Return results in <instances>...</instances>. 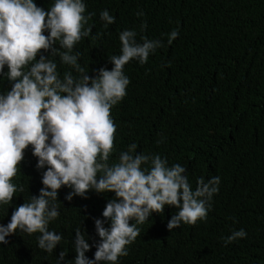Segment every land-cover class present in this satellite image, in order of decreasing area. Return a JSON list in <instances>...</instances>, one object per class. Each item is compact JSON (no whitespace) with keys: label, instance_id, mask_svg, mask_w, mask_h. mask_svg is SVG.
<instances>
[{"label":"trees","instance_id":"1","mask_svg":"<svg viewBox=\"0 0 264 264\" xmlns=\"http://www.w3.org/2000/svg\"><path fill=\"white\" fill-rule=\"evenodd\" d=\"M37 3L47 7L49 0ZM87 5L95 13L93 35L100 33L78 46L89 72L111 69L107 56L118 54V33L125 28L136 29L138 40L164 42L147 64L125 66L131 83L112 109L116 147L136 142L138 151L166 155L187 168L193 187L201 176L221 178L207 222L170 232L166 224L176 209L154 213L120 264H264V0H87ZM105 8L116 17L108 29L99 20ZM138 11L145 15L137 17ZM143 20L148 27L141 32ZM173 29L179 36L168 45L165 34ZM161 136L165 142L157 146ZM35 163L27 153L25 192L0 209V223L9 222V207L22 204L31 192L38 195L42 185ZM68 191L60 190L61 215L50 225L64 237L55 252L49 255L36 246L35 236L17 233L0 245V264H55L62 249L74 259L77 227L98 239L92 218H102L106 198L89 193V199L69 203ZM240 228L247 238L225 247L221 237ZM94 251L86 255L91 258Z\"/></svg>","mask_w":264,"mask_h":264},{"label":"clouds","instance_id":"2","mask_svg":"<svg viewBox=\"0 0 264 264\" xmlns=\"http://www.w3.org/2000/svg\"><path fill=\"white\" fill-rule=\"evenodd\" d=\"M93 16L87 0H49L47 7L37 0H0V209L25 192L21 176L29 152L42 185L38 195L31 192L22 204L9 207V222L0 223V245L8 243L7 237L26 234L51 255L64 239L50 228L61 215L60 190L69 189L64 196L69 203L89 199V193L106 198L102 218H92L98 239L77 227L71 241L74 259L61 248L55 264H120L154 213L176 209L166 224L170 232L195 226L207 222L220 191L219 176L198 177L193 187L187 168L170 163L166 155L138 151L136 142L116 147L112 109L131 83L125 66L147 64L164 42L147 36L138 40L136 29L125 28L118 33V54L107 56L111 69L89 72L78 46L98 39ZM99 20L108 29L116 17L105 8ZM147 27L143 20L140 31ZM165 35L171 45L179 32ZM165 139L161 136L156 145ZM247 235L240 228L221 240L226 247ZM92 248L90 258L86 253Z\"/></svg>","mask_w":264,"mask_h":264}]
</instances>
